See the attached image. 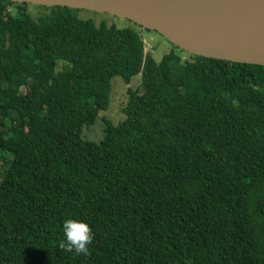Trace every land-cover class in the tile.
I'll list each match as a JSON object with an SVG mask.
<instances>
[{
	"label": "trees",
	"instance_id": "obj_1",
	"mask_svg": "<svg viewBox=\"0 0 264 264\" xmlns=\"http://www.w3.org/2000/svg\"><path fill=\"white\" fill-rule=\"evenodd\" d=\"M77 11L0 0V264H264V65L156 61ZM139 73L124 119L83 137ZM66 219L87 255L59 248Z\"/></svg>",
	"mask_w": 264,
	"mask_h": 264
},
{
	"label": "water",
	"instance_id": "obj_2",
	"mask_svg": "<svg viewBox=\"0 0 264 264\" xmlns=\"http://www.w3.org/2000/svg\"><path fill=\"white\" fill-rule=\"evenodd\" d=\"M9 1L105 12L155 30L190 54L264 65V0Z\"/></svg>",
	"mask_w": 264,
	"mask_h": 264
},
{
	"label": "rangeland",
	"instance_id": "obj_3",
	"mask_svg": "<svg viewBox=\"0 0 264 264\" xmlns=\"http://www.w3.org/2000/svg\"><path fill=\"white\" fill-rule=\"evenodd\" d=\"M77 15L82 19L92 18L97 24L103 20L107 25L113 24L118 28L126 27L134 29L144 41V45H146V52L150 53L156 61H160L165 53H168L173 49L181 55L183 60L190 59L191 55L189 52L176 47L172 42H170L157 31L144 29L128 19L119 18L105 12H95L88 9H78ZM61 66L62 62H59L58 69H60ZM141 83V73L135 75L129 84L125 83L119 76L113 77L111 82V92L108 108L106 110H101L98 112V117L96 118L95 122L83 129L82 136L95 141L100 140L103 135L102 128H104L101 117L110 119L114 124L122 121L125 117L122 109L127 102L128 88L132 87L134 89H139V91L142 92L143 88L141 86ZM9 164L10 159L0 154V170L1 168L8 166Z\"/></svg>",
	"mask_w": 264,
	"mask_h": 264
},
{
	"label": "clouds",
	"instance_id": "obj_4",
	"mask_svg": "<svg viewBox=\"0 0 264 264\" xmlns=\"http://www.w3.org/2000/svg\"><path fill=\"white\" fill-rule=\"evenodd\" d=\"M65 239L59 243V248L66 253H89L88 245L92 243L93 233L90 225L82 220L66 219L63 223Z\"/></svg>",
	"mask_w": 264,
	"mask_h": 264
}]
</instances>
